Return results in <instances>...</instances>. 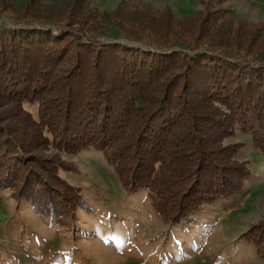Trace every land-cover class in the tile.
Listing matches in <instances>:
<instances>
[{
	"label": "trees",
	"instance_id": "trees-1",
	"mask_svg": "<svg viewBox=\"0 0 264 264\" xmlns=\"http://www.w3.org/2000/svg\"><path fill=\"white\" fill-rule=\"evenodd\" d=\"M231 15L224 8L179 17L127 1L110 12L95 0H0V102L17 108L0 112L1 143L31 155L30 171L56 168L54 177L66 169L64 155L93 145L128 191L153 197L167 222L242 193L252 170L229 138L242 129L264 156V25L235 29ZM77 104L87 114L106 111L100 128L68 131L67 120L80 124L71 117ZM5 152L0 175L9 177ZM248 238L264 256V227Z\"/></svg>",
	"mask_w": 264,
	"mask_h": 264
},
{
	"label": "rangeland",
	"instance_id": "rangeland-1",
	"mask_svg": "<svg viewBox=\"0 0 264 264\" xmlns=\"http://www.w3.org/2000/svg\"><path fill=\"white\" fill-rule=\"evenodd\" d=\"M123 1L150 3L161 11L169 8L179 17L227 8L235 29L248 22L264 25V0H95L100 10L110 12ZM154 69L153 65L146 70L149 79ZM54 72L61 85L57 68ZM136 76L145 81L143 75ZM4 103L0 102V112L17 111L16 105ZM23 108L39 117L35 103L25 101ZM86 108L77 104L71 117L81 121L77 126L67 120L68 131L76 134L75 128L85 130L92 123L100 128L106 111L87 114ZM93 114L100 116L98 120H89ZM1 131L0 150L6 151L8 162L1 168L9 165V177L0 175V264H264V256L248 238L264 227V156L242 129L229 142L240 143L238 159L252 170L244 191L172 222L157 211L149 193L128 191L95 146L64 155L66 169L54 177L56 168L46 174L33 167L30 171L32 156L4 146ZM51 153L45 151V160L53 157ZM33 200L48 206L46 212L35 210Z\"/></svg>",
	"mask_w": 264,
	"mask_h": 264
}]
</instances>
